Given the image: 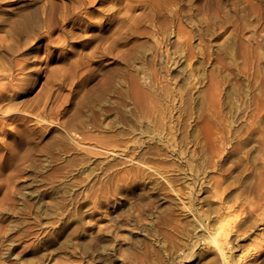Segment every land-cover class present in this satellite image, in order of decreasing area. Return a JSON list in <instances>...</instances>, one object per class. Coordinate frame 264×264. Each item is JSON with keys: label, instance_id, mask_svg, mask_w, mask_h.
Segmentation results:
<instances>
[{"label": "rangeland", "instance_id": "374dc122", "mask_svg": "<svg viewBox=\"0 0 264 264\" xmlns=\"http://www.w3.org/2000/svg\"><path fill=\"white\" fill-rule=\"evenodd\" d=\"M0 264H264V0H0Z\"/></svg>", "mask_w": 264, "mask_h": 264}, {"label": "bare ground", "instance_id": "6f19581e", "mask_svg": "<svg viewBox=\"0 0 264 264\" xmlns=\"http://www.w3.org/2000/svg\"><path fill=\"white\" fill-rule=\"evenodd\" d=\"M27 16H28V14H27ZM30 16H32V15H30ZM29 18H32V17L26 18V22H24V24L23 23L16 24L17 27L20 29V32H23V34H29L35 25V20L29 19ZM21 22H23V21H21Z\"/></svg>", "mask_w": 264, "mask_h": 264}]
</instances>
